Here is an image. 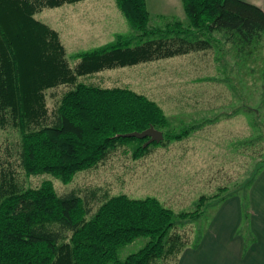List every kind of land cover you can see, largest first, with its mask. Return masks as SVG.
<instances>
[{"label": "trees", "instance_id": "obj_1", "mask_svg": "<svg viewBox=\"0 0 264 264\" xmlns=\"http://www.w3.org/2000/svg\"><path fill=\"white\" fill-rule=\"evenodd\" d=\"M80 1L0 0V127L10 124L18 131L19 165L26 176L48 175L64 185L119 145L138 143L132 158L141 157L157 143L143 147L147 138L122 135L166 125L161 108L145 95L89 83L88 76L209 47L207 39H192L194 28L209 36L236 33L244 42L264 33V12L241 0H181L184 28L180 21L150 26L145 0H114L135 34L68 56L58 32L35 14ZM59 85L69 88L49 118L44 92ZM184 135L163 133V138ZM95 201V195L81 198L76 191L59 195L49 179L21 189L13 178H3L0 264H153L167 256L176 261L189 243L173 234L177 219L187 214L177 215L154 197L113 195L97 201L92 212ZM140 236L148 237L144 246L117 259V250Z\"/></svg>", "mask_w": 264, "mask_h": 264}, {"label": "rangeland", "instance_id": "obj_2", "mask_svg": "<svg viewBox=\"0 0 264 264\" xmlns=\"http://www.w3.org/2000/svg\"><path fill=\"white\" fill-rule=\"evenodd\" d=\"M145 4L150 26L175 21L182 28L188 26L181 0H145ZM115 10L114 0H84L43 9L35 18L58 32L71 56L108 44L117 36L135 34ZM191 32L192 39H207L210 46L134 68L104 70L85 79L145 95L165 115L166 125L158 130L169 136L185 132L180 140L163 138L137 159L132 154L138 143L119 145L103 162L64 185L48 175L24 174L18 158L20 135L9 124L0 127V181L13 178L24 189L49 179L59 195L70 191L81 198L95 195L92 212L97 201L119 194L131 199L154 197L177 215L199 212L189 221L188 217L177 219L173 230L184 242L188 238L185 246L191 248L201 242L215 215L226 213L227 201L236 199L243 218L239 232L245 230L250 193L264 174V33L244 42L236 33L215 31L209 36L195 28ZM68 88L59 85L44 92L49 118ZM259 163L263 166L241 187ZM147 241L148 237L140 236L121 246L117 259L136 252ZM174 259L167 256L153 264H175Z\"/></svg>", "mask_w": 264, "mask_h": 264}, {"label": "crops", "instance_id": "obj_3", "mask_svg": "<svg viewBox=\"0 0 264 264\" xmlns=\"http://www.w3.org/2000/svg\"><path fill=\"white\" fill-rule=\"evenodd\" d=\"M241 1L264 12V0ZM115 15L121 21L124 18L118 9ZM259 179L250 193L245 230L239 232L243 218L241 207L239 209L234 202L238 201L229 199L226 213L215 215L198 246L191 248L187 245L178 254L175 264H264V174Z\"/></svg>", "mask_w": 264, "mask_h": 264}, {"label": "water", "instance_id": "obj_4", "mask_svg": "<svg viewBox=\"0 0 264 264\" xmlns=\"http://www.w3.org/2000/svg\"><path fill=\"white\" fill-rule=\"evenodd\" d=\"M122 137H126V138H136V139H145L147 138V140L144 142L143 147H146L147 145L155 142V143H159L163 140V133L158 130L155 129L153 126H149L147 129L141 131V132H130V133H126L123 134ZM263 164L259 163L255 166V168L252 170V172L250 173L249 177H247L241 184V187H244L246 182L249 180H252L253 177L256 175L258 169L260 167H262Z\"/></svg>", "mask_w": 264, "mask_h": 264}]
</instances>
